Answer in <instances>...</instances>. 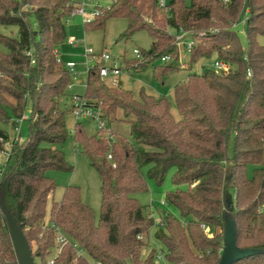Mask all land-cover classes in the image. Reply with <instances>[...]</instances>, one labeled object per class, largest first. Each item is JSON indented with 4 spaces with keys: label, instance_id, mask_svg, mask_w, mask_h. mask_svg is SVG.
Segmentation results:
<instances>
[{
    "label": "trees",
    "instance_id": "1",
    "mask_svg": "<svg viewBox=\"0 0 264 264\" xmlns=\"http://www.w3.org/2000/svg\"><path fill=\"white\" fill-rule=\"evenodd\" d=\"M159 2L97 4L84 29L103 30L108 20L123 18L124 37L147 30L152 50L141 53L149 59L124 60L134 72L164 55L173 63L163 72L180 69L181 47L171 30L187 32L194 42L190 63L214 59L229 70L206 67L177 83L178 120L166 98L142 91L135 99L106 85L99 71L87 72L88 105L103 123H128L131 137L116 131L104 137L103 130L91 136L81 123L74 127L76 150L88 155L101 179L97 220L78 186H67L63 198L50 203L57 185L47 175L73 170L63 151L68 133L60 104L72 74L59 52L80 0H0V26L18 28L17 36L0 32V122L18 124L30 109L26 140L11 141L0 127V264H18L2 206L21 227L35 264H156V249L143 256L155 228L171 264H219L227 218L235 222L239 248L262 251L236 264H264V0H170L164 8ZM242 16L246 45L236 29ZM7 142L12 146L4 160ZM171 170L175 189L156 222L134 194L146 191L148 180L162 186Z\"/></svg>",
    "mask_w": 264,
    "mask_h": 264
},
{
    "label": "rangeland",
    "instance_id": "2",
    "mask_svg": "<svg viewBox=\"0 0 264 264\" xmlns=\"http://www.w3.org/2000/svg\"><path fill=\"white\" fill-rule=\"evenodd\" d=\"M83 0H80V3ZM85 4L83 9L87 14L84 17L81 13H76L71 16L66 24V39L60 46V60L66 64L73 61L78 64L75 74H72L71 83L67 91V95L60 98L61 108L66 111V125H67V139L63 145V151L67 163L73 167L72 171H58L48 170L47 175L51 177L57 188L50 198L52 200L60 201L63 198L67 186H78L81 192L82 201L87 203L94 211L96 219L98 220L101 212L102 203V189L101 179L95 168L92 167L88 155L77 151L74 141V127L76 123H81L88 135H96L99 133V125L93 117H76L69 110L72 108L71 97L73 95L85 96L86 82L88 68L85 65L83 57L84 48H91L96 54L109 53L113 59H116L118 64L124 69L119 78V86L127 91H130L135 99L140 98L142 91L156 98H166L170 104V111L175 119H179V112L174 96V87L177 83L185 81L189 74H201L204 68L214 67V59L201 58L195 63H190V55L184 47L180 51L179 62L185 64V67H180L179 70H169L163 72L164 68L173 61L163 63L160 58L155 59L150 63L145 70L140 72L128 71L125 67L124 60L136 62L146 61L149 58L142 55L141 58H136L134 55L135 50L141 52L151 53L153 38L147 30H139L130 37H124V33L128 26V21L123 18H112L108 20L105 29H84V23L91 17L89 14L94 10L95 5L107 7L111 0H84ZM167 4L170 0H164ZM185 5L190 4V0H184ZM245 17L242 16L236 29L239 33L243 45H246V33L244 30L243 22ZM0 32L3 34L17 36L18 28L16 26L3 27L0 26ZM173 35L177 34L174 30L170 31ZM70 40L81 41L78 48H73L69 45ZM261 44H264V37L259 39ZM3 49V48H2ZM178 62V64H180ZM135 63V62H133ZM132 63V64H133ZM129 64V63H128ZM130 66V64H129ZM111 80V79H109ZM109 80H104L106 85L111 86ZM117 87V86H116ZM26 115H30V109L26 111ZM121 112L118 117H121ZM104 129L101 133L104 137H110L111 131H116L124 137H130V125L122 121H114L109 124L107 121L103 124ZM0 127L6 131L11 141L13 140H26L29 135L28 123L25 121L18 124L0 122ZM43 146H49L44 143ZM234 140L230 139L228 145V156L234 157ZM252 175V168L249 170ZM174 170H171L162 186H157L155 181L148 180L147 190L134 194L139 203L143 206L153 205V210L156 219L159 221V213L168 211V208L163 205L166 195L173 191L175 187L172 183ZM227 199L233 201L234 194L232 190H228ZM159 212H158V211ZM157 229H152L148 240L145 239L146 248L143 251V256L146 257L152 249L159 250L163 248L161 243L155 238Z\"/></svg>",
    "mask_w": 264,
    "mask_h": 264
},
{
    "label": "built area",
    "instance_id": "3",
    "mask_svg": "<svg viewBox=\"0 0 264 264\" xmlns=\"http://www.w3.org/2000/svg\"><path fill=\"white\" fill-rule=\"evenodd\" d=\"M160 6L161 7H166L167 3L164 0H160ZM87 4L85 3V1L83 0L81 3H78L74 9V11L72 12V14L70 15L73 16L76 13H81L84 17L87 16V14L85 13L83 7L84 5ZM95 15V11L93 10L89 16L91 17L90 19H88L85 22H89L92 20V18ZM175 40L178 42V45L181 47H184L186 49V51L188 52V54L190 55L191 50L194 46V42L188 37V33L181 30L179 32H177V34L174 35ZM69 44L74 46V47H78L80 46L82 43L81 41H75V40H70ZM134 55L136 58H141L142 57V53L139 50H135L134 51ZM83 57L85 59V65L88 68V71L91 69H95L97 71H99L102 79L104 80H109V83L112 87H116L119 86V78L122 74V71L124 70L117 62L116 59H113L112 56L109 53H101V54H96L93 49L91 48H84V53H83ZM60 59V58H59ZM170 60V56L168 55H164L163 57H161V61L163 63H166ZM179 62V61H178ZM180 63V62H179ZM68 69L70 70L71 74H75L76 68H77V63L70 61L67 62L65 64ZM180 67H185L184 63H180ZM126 68V67H124ZM214 69H216L219 72H225L227 73L229 70V67L226 63L222 62V61H215L214 62ZM127 69V68H126ZM128 71H132L131 69H127ZM72 113L80 118V117H93L100 129L99 130H104V126H103V122L101 120V114L99 110H96L94 108H92L91 106L88 105L87 100L84 96H80V95H73L72 96ZM28 119V116L25 115L19 122L25 121ZM11 143H6L5 144V149L2 152V158L4 160L7 159L10 149H11ZM109 159H111V156H108ZM115 167V165H113ZM164 204V202H163ZM263 210H264V204H263ZM150 210L152 212V217L155 218V221L158 222V220L156 219L155 215H154V210H153V205L150 206ZM205 230L207 233L210 232L208 227H205ZM141 238V237H139ZM65 239L63 237H59L58 241L61 243L63 242ZM155 262L156 264H171L167 257H166V253L164 252L163 248H160L159 250H157L156 256H155Z\"/></svg>",
    "mask_w": 264,
    "mask_h": 264
},
{
    "label": "water",
    "instance_id": "4",
    "mask_svg": "<svg viewBox=\"0 0 264 264\" xmlns=\"http://www.w3.org/2000/svg\"><path fill=\"white\" fill-rule=\"evenodd\" d=\"M2 208L9 221L11 238L18 258V264H35L33 261L31 248L23 234L21 227L18 225L16 219L7 212L4 206H2ZM261 252V250L257 249L239 248L236 244L235 222L230 218L226 219L224 247L219 264H236L247 257Z\"/></svg>",
    "mask_w": 264,
    "mask_h": 264
},
{
    "label": "crops",
    "instance_id": "5",
    "mask_svg": "<svg viewBox=\"0 0 264 264\" xmlns=\"http://www.w3.org/2000/svg\"><path fill=\"white\" fill-rule=\"evenodd\" d=\"M70 45V44H69ZM71 47H73V48H78V47H74V46H72V45H70ZM77 66H78V64H77Z\"/></svg>",
    "mask_w": 264,
    "mask_h": 264
}]
</instances>
